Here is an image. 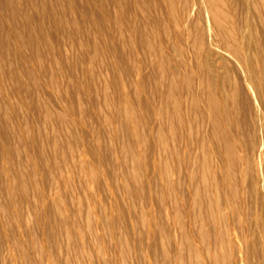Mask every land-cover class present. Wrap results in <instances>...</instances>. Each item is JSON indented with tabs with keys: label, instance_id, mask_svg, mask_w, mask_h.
I'll return each instance as SVG.
<instances>
[{
	"label": "bare ground",
	"instance_id": "bare-ground-1",
	"mask_svg": "<svg viewBox=\"0 0 264 264\" xmlns=\"http://www.w3.org/2000/svg\"><path fill=\"white\" fill-rule=\"evenodd\" d=\"M0 264H264V0H0Z\"/></svg>",
	"mask_w": 264,
	"mask_h": 264
},
{
	"label": "rangeland",
	"instance_id": "rangeland-1",
	"mask_svg": "<svg viewBox=\"0 0 264 264\" xmlns=\"http://www.w3.org/2000/svg\"><path fill=\"white\" fill-rule=\"evenodd\" d=\"M34 69H35L36 71H38L39 68H38L37 66H34ZM138 77H139L138 74L134 75V80H137ZM148 261H149V259L147 258V262H148Z\"/></svg>",
	"mask_w": 264,
	"mask_h": 264
}]
</instances>
